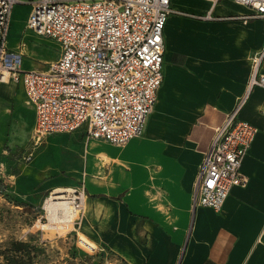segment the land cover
Returning <instances> with one entry per match:
<instances>
[{"label":"crops","instance_id":"obj_1","mask_svg":"<svg viewBox=\"0 0 264 264\" xmlns=\"http://www.w3.org/2000/svg\"><path fill=\"white\" fill-rule=\"evenodd\" d=\"M170 8L163 81L143 135L123 148L86 140L83 128L50 135L36 161L49 179L34 198L83 187L85 213L75 231L125 264H264V88L252 89L238 112L257 129L240 166L246 187L231 188L219 211L191 207L213 129L245 93L264 20L232 0H170ZM22 68L35 69L23 59ZM17 92L27 104L21 85L0 83V138L13 145L29 139L35 123L27 104V139L9 142L21 119Z\"/></svg>","mask_w":264,"mask_h":264},{"label":"built area","instance_id":"obj_2","mask_svg":"<svg viewBox=\"0 0 264 264\" xmlns=\"http://www.w3.org/2000/svg\"><path fill=\"white\" fill-rule=\"evenodd\" d=\"M206 1L214 5L218 0ZM232 1L251 10L249 18L264 20V0ZM16 5L31 6L27 30L59 45L57 59L43 69L24 70L23 52L7 47ZM171 13L170 0H0V83L10 80L23 87L35 111L32 144L81 128L86 140L118 148L140 138L163 81V29ZM263 59L264 41L250 57L244 95L213 129L193 184L192 209L219 211L231 188L248 183L240 166L257 129L238 112L252 89L264 88ZM61 194L78 226L85 213L84 188ZM79 234L75 231L80 249L108 253L100 244L82 245Z\"/></svg>","mask_w":264,"mask_h":264},{"label":"rangeland","instance_id":"obj_3","mask_svg":"<svg viewBox=\"0 0 264 264\" xmlns=\"http://www.w3.org/2000/svg\"><path fill=\"white\" fill-rule=\"evenodd\" d=\"M30 9L29 5H16L13 9L7 45L23 52V67L43 69L57 59L59 45L38 38L25 28ZM14 103L21 111V119L9 142L17 144L27 139L29 109L19 92ZM31 136L32 133L18 145L0 138V264H6L14 242L27 244L30 264H125L110 253L80 249L75 240L76 216L70 222L49 224L42 207L50 193L36 199L34 192L37 185L49 179L43 176L44 170L36 166V161L54 136L44 138L38 146L32 144ZM53 153L52 149L46 150L48 155ZM79 237L82 245L93 248L88 238L81 234Z\"/></svg>","mask_w":264,"mask_h":264},{"label":"bare ground","instance_id":"obj_4","mask_svg":"<svg viewBox=\"0 0 264 264\" xmlns=\"http://www.w3.org/2000/svg\"><path fill=\"white\" fill-rule=\"evenodd\" d=\"M61 193L48 197L43 204L42 208L47 214L49 224L70 222L75 216L69 202L65 200Z\"/></svg>","mask_w":264,"mask_h":264},{"label":"trees","instance_id":"obj_5","mask_svg":"<svg viewBox=\"0 0 264 264\" xmlns=\"http://www.w3.org/2000/svg\"><path fill=\"white\" fill-rule=\"evenodd\" d=\"M27 244L22 242H14L8 251L10 256L5 260L6 264H30V259L26 256Z\"/></svg>","mask_w":264,"mask_h":264}]
</instances>
